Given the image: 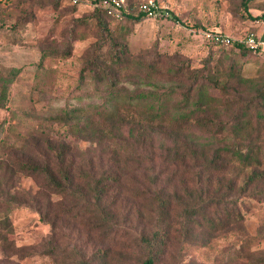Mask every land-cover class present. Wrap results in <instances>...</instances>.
Listing matches in <instances>:
<instances>
[{
  "label": "trees",
  "instance_id": "trees-1",
  "mask_svg": "<svg viewBox=\"0 0 264 264\" xmlns=\"http://www.w3.org/2000/svg\"><path fill=\"white\" fill-rule=\"evenodd\" d=\"M102 1L80 0L74 5L87 3L99 30L97 40L85 51L81 79L92 77L100 103H81L40 119L17 148V157L0 140L1 245L9 251L17 248V256L30 249L58 260L65 254L61 243L69 223L85 244L98 238L108 245L93 259H86L82 248L74 246L71 262L59 264H110L119 252L124 259L140 254L138 264H160L172 239L205 245L209 234L233 228L245 237L243 197L264 198V82L247 77L237 63L218 61L212 66V57L201 68L192 67L189 59L173 62L172 68L136 57L108 23L124 25L147 18L138 9L141 1L125 0L122 20L103 9ZM241 40L208 41L232 46L243 57L261 51L250 50ZM70 54L56 52L63 59ZM44 59L43 54L40 64ZM19 71L13 68L0 74V108L10 101L9 86ZM130 77L136 79L133 90L125 82ZM161 83L171 85L161 91ZM54 125L64 132L57 135ZM81 143L91 146L83 150ZM97 147L102 152L97 153ZM128 148L144 154L123 160L120 154ZM143 164L146 169H141ZM132 166L134 171L150 172V192L133 198L145 203L138 218L154 215L158 222L132 238L130 245L119 242L122 249H118L113 241L122 223L118 201L111 194L127 180L125 169ZM169 171L170 186L161 187L159 175ZM186 174H194V180L184 178ZM23 178H30L36 191L23 188ZM22 207L35 209L52 229L51 236L30 248L16 247L5 236L14 233L10 213ZM176 210H181L184 220L178 229L171 221ZM239 260L264 264V250Z\"/></svg>",
  "mask_w": 264,
  "mask_h": 264
},
{
  "label": "rangeland",
  "instance_id": "rangeland-1",
  "mask_svg": "<svg viewBox=\"0 0 264 264\" xmlns=\"http://www.w3.org/2000/svg\"><path fill=\"white\" fill-rule=\"evenodd\" d=\"M137 1L156 2L159 17L143 18L124 25H120L123 22L108 23L120 39L127 41L130 52L136 57L160 61L165 67L172 68L173 62L186 59L191 61L192 67L201 68L204 61L212 57V66L218 61L237 63L247 77L264 82V51L249 52L243 57L232 46L219 47L205 37L207 32H217L236 41L254 32L264 39V0ZM91 12L87 3L74 8L70 0H0V74L13 68L20 69L9 86L10 101L5 108H0V140L4 141V148H11L6 151H10L12 156L17 157V148L25 135L36 130L40 119L60 109L78 107L81 103H100L92 77L81 79L85 51L97 40L99 33L96 23L90 18ZM78 18H82V22H77ZM61 51H70L71 54L63 59L56 55ZM43 54L45 59L40 64ZM135 81L130 77L125 82L133 90L137 88ZM170 85L161 83V91L169 89ZM212 93L218 96L217 91L212 90ZM53 131L57 135L64 132L58 125H54ZM80 146L85 150L91 145L81 143ZM95 149L97 153L102 152L98 147ZM139 154L144 152L128 148L120 158L133 159ZM132 167L125 169L127 180H123L122 186L113 189L111 194L112 199L118 201L119 221L122 223L119 235L113 241L118 249H122L121 244L130 245L132 238L143 230L149 231L158 222L154 215L148 219L138 218L137 211H145V203L143 205L133 198L150 192V172H137L134 171L136 166ZM146 167L143 164L141 169ZM171 175V171L159 175L161 187L170 186ZM183 177L194 180L195 175ZM21 183L23 188L36 191L30 178H23ZM69 201L71 199L66 202ZM242 201L240 209L244 216L245 237L233 228L229 232L209 234L205 245L172 239L160 264H242L241 257L264 250V198L249 194ZM181 214V210H176L171 219L177 229L184 221ZM10 220L14 233L5 236L13 240L16 247L30 248L52 235L51 227L33 208L13 209ZM124 231L126 236L120 238ZM64 234L61 244L66 248L65 254L58 260L41 257L30 249L17 256V248L9 251L0 243V264L71 262L74 246L82 248L86 259H93L100 248L108 245L98 238L85 244L84 237L80 239L82 234L72 230L69 223ZM122 254L113 255L110 264H138L140 254L133 253L126 259Z\"/></svg>",
  "mask_w": 264,
  "mask_h": 264
},
{
  "label": "built area",
  "instance_id": "built-area-1",
  "mask_svg": "<svg viewBox=\"0 0 264 264\" xmlns=\"http://www.w3.org/2000/svg\"><path fill=\"white\" fill-rule=\"evenodd\" d=\"M73 5L80 3V0H70ZM109 14L118 20L123 19V10L126 8L125 0H103L100 4ZM138 9L146 15L147 18L159 17V5L154 1H141ZM206 39L216 42L231 44L232 39L228 36L216 32L205 33ZM244 45L252 51H264V39H260L255 33H249L245 39L241 40Z\"/></svg>",
  "mask_w": 264,
  "mask_h": 264
}]
</instances>
